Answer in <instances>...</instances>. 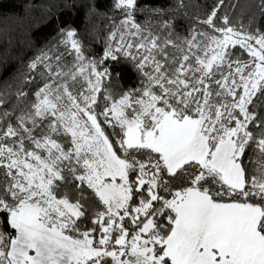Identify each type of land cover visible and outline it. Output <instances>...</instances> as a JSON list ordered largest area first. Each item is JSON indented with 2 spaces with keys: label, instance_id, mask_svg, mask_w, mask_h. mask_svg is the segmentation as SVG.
I'll return each instance as SVG.
<instances>
[{
  "label": "snow or ice",
  "instance_id": "snow-or-ice-1",
  "mask_svg": "<svg viewBox=\"0 0 264 264\" xmlns=\"http://www.w3.org/2000/svg\"><path fill=\"white\" fill-rule=\"evenodd\" d=\"M224 3L165 37L113 0L101 57L62 28L71 51L29 64L34 99L0 110V264H264V30ZM121 58L142 78L116 94Z\"/></svg>",
  "mask_w": 264,
  "mask_h": 264
},
{
  "label": "trees",
  "instance_id": "trees-1",
  "mask_svg": "<svg viewBox=\"0 0 264 264\" xmlns=\"http://www.w3.org/2000/svg\"><path fill=\"white\" fill-rule=\"evenodd\" d=\"M217 2L140 0V6L148 11L138 12L136 18L142 24L151 21L162 36L166 37L171 31L175 36L184 37L190 29L201 28L196 23L197 18L204 19ZM112 5L113 0H0V95L5 100L0 110L12 111L16 106L24 107L27 101L16 95L20 89L28 93V101L34 99L33 94L40 84L36 81L25 83L30 70L28 66L57 41L61 36L60 29H73L78 33L87 57H101L113 21L118 23L122 18ZM259 5L260 0H225L218 15L227 14L234 26L243 24L245 28L254 18L252 26L258 25L264 30V15ZM151 9L160 10L161 14H153ZM165 20L172 24L170 29L160 27V22ZM108 64L113 73L110 87L114 93L139 86L142 77L131 62L121 58L119 63L109 61ZM18 114L19 108L13 115ZM85 224L91 226L88 221Z\"/></svg>",
  "mask_w": 264,
  "mask_h": 264
},
{
  "label": "rangeland",
  "instance_id": "rangeland-1",
  "mask_svg": "<svg viewBox=\"0 0 264 264\" xmlns=\"http://www.w3.org/2000/svg\"><path fill=\"white\" fill-rule=\"evenodd\" d=\"M61 36L57 39L56 42H54L53 44H51L47 49H45L44 51H47L48 49L52 48L54 45H58L59 46V51L60 52H69L71 51L70 47L66 48L63 44H60V40H61ZM41 54V53H40ZM65 62L68 63V64H71L73 62V59H74V56H69V55H66L65 56ZM33 61V60H32ZM43 68L41 66V68H38L37 71L33 72L32 70H29L28 71V75L27 77H35V79L33 81H36L37 83L40 84V86H42V84L44 83V80L41 79L40 75H39V72L42 71ZM7 224L3 223L2 220H0V227L4 228L5 230H8L9 226Z\"/></svg>",
  "mask_w": 264,
  "mask_h": 264
}]
</instances>
